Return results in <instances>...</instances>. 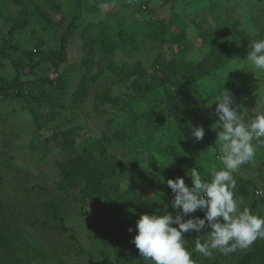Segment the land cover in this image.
I'll return each instance as SVG.
<instances>
[{"label":"rangeland","instance_id":"rangeland-1","mask_svg":"<svg viewBox=\"0 0 264 264\" xmlns=\"http://www.w3.org/2000/svg\"><path fill=\"white\" fill-rule=\"evenodd\" d=\"M23 6H30L25 10L27 21L16 26L13 19ZM75 14L80 20L61 66L70 67L61 86L35 85L29 82L34 75L26 74L21 86L0 93V229L8 234H0V264H96L100 257L93 232L97 213L105 205L103 194L119 199L122 211L133 210L138 217L165 211L175 215L166 181L179 177L175 162L194 142L191 127L202 126L205 131L196 144L194 167L205 178V165L222 167L213 129L216 105L209 102L224 86L250 116L264 112V73L239 68L226 74L229 67L246 63L243 59L252 42L264 39V0H0V38L5 40L0 49L6 53L0 55L1 74L15 75L9 61L16 55L13 46L22 50L21 59L26 54L34 60L51 55L59 44L58 33ZM101 24L109 26L113 62L86 66L84 39ZM180 37L187 44L182 49L186 78L175 69L180 65L174 42ZM212 46L221 57L229 52L227 65L215 59L214 66L202 69L204 75L196 79L191 69ZM49 64L40 63L37 74ZM152 70H161L168 81L142 90L135 77ZM167 90L196 123L170 113ZM103 160L108 167L101 166L107 174L106 188L90 206L81 208L74 199L79 179L89 164L101 165ZM79 161L83 166L73 171ZM234 178V194L242 198V207L264 216V146L257 147L254 159L243 164ZM184 181L191 186L189 175ZM52 205L81 248L55 227ZM189 216L203 218L204 213L198 210ZM209 230L186 233L184 239L195 244ZM130 235L125 245L133 251L127 243ZM250 247L222 255L216 251L211 257L196 253L194 262L237 264L239 254Z\"/></svg>","mask_w":264,"mask_h":264},{"label":"clouds","instance_id":"clouds-1","mask_svg":"<svg viewBox=\"0 0 264 264\" xmlns=\"http://www.w3.org/2000/svg\"><path fill=\"white\" fill-rule=\"evenodd\" d=\"M243 60L245 64L229 67L226 74L239 68L264 73V39L252 42ZM224 81L225 78L223 85ZM213 102L217 117L213 128L217 130L215 145L222 167L205 165L207 178L197 167L191 168L186 173L191 177V186L186 185L182 177L167 179L173 193L171 207L177 213H144L135 224L131 242L147 264H195L184 234L200 233L206 227L210 228L207 235L196 239L194 246V251L202 257H211L216 251L234 253L249 248L257 239H264V216L242 207V198L234 194V173L254 159L258 146H264V112L250 116L236 105L231 92L224 86L209 106ZM204 135L202 126L191 127L194 141L202 140ZM198 210L203 211V218L189 216ZM128 230L133 231L132 228Z\"/></svg>","mask_w":264,"mask_h":264},{"label":"trees","instance_id":"trees-1","mask_svg":"<svg viewBox=\"0 0 264 264\" xmlns=\"http://www.w3.org/2000/svg\"><path fill=\"white\" fill-rule=\"evenodd\" d=\"M29 8L30 6H28V8L26 6H23L21 8L18 16L13 19L14 25L21 26L23 23H25V21H27V14L25 10ZM79 17V14L73 15L68 25L58 33L59 44L58 47L54 49L51 55H44L34 60L29 54H26V56H23V59H21L23 54L22 50L16 46H13L16 55L15 57H10L9 61L15 70V75L12 78H8L0 72V93L5 92L9 87L21 86L24 82L22 76L26 74L34 75V78L29 82H32L35 85L41 84L55 87L61 86L63 81H65L67 74L69 73L68 71L70 70V67L68 68V66L64 67L63 69H61V66L67 60L68 42L72 32L77 28V24L80 20ZM162 27L164 26L162 25ZM181 27V29L183 30L184 27ZM170 28H172V30L174 29V27L172 26H170ZM179 28L177 27L178 32L180 33L182 32V30ZM165 30L167 31V29ZM109 36V26L106 24H101L98 27L97 32H94L90 37L84 39L83 47L87 50L85 51V55L83 56V64H86L87 66L90 62H94L95 64L104 63L105 65H111V62H113L115 48L112 46ZM181 37H183V35ZM181 37L179 38L181 42H174L177 44V48L173 52L175 53V55L179 56L178 58L180 66L175 67V69L178 74H181V77H185L187 64L186 61H184L185 54L182 49L186 48L187 44L183 39H181ZM204 39V34H202V40ZM1 40L5 42L3 37L0 38V42ZM8 47L10 46L8 45ZM5 54V50L0 49V55ZM95 54H98L99 56L94 61L92 57H95ZM229 55V52L226 51L224 52L222 58L219 53L215 52V49L212 46L210 49H208V52H206L204 58L194 64L191 69L192 74L195 75L196 79H199V77L204 75L202 74V69H204L205 67L214 66L213 61L215 59H219L221 63L227 65L228 57H230ZM5 57L8 58V54ZM46 61H49L50 64L44 69L43 74L38 75V66L40 65V63ZM107 61L108 63H106ZM25 64L28 67L27 71H24ZM49 73H53L54 77H51ZM165 76L166 75L161 70H154L153 72H143L142 74L137 75L135 79H139L138 83L141 89L145 90L144 88L150 89L154 87L153 85H157L160 83L163 85L166 81H168ZM86 79L87 78L84 74L83 81ZM82 92H84V90ZM167 92L168 100L166 102V105L170 110V113L177 117L190 118L194 123H196L195 118L187 114L183 110V108L177 104L173 93L170 90H167ZM196 144L197 141L191 143L186 150L187 153H183V155L179 156L177 161L175 162V170L178 176L182 177L183 179H186L187 171L190 172L191 168L194 167V151L196 148ZM173 147L176 149V152L179 150L178 147ZM102 165H104L106 169L108 168L107 163L104 160L101 165L96 162H94V165L89 164L88 169L79 179L78 190L74 194V199L81 206V208H85L88 205L90 206L91 199L96 194L100 193V189H102L103 186L104 188H106V185L103 184V182L107 174L101 170ZM82 166L83 163L79 161L74 166L73 171ZM103 200L105 202V205H103L100 211L97 213L95 220L97 228L94 229L93 232L94 244L98 248V255L100 257L96 261V264H147V262L142 260L138 249L131 242V239L128 238L127 241L129 242L127 243H131L133 251L130 250V245H125L126 235L130 233V236L133 237V231L130 232L128 229H135V224L138 219V213L136 214L133 210L122 211L121 205H123L124 203H121L119 199H116V201H114V199L109 198L108 195L105 196V194H103ZM57 211V206L52 205L51 214L53 218L56 219L55 227L67 232L69 238L74 241L78 248H81L79 240L74 234V231L66 226L64 218L62 216H58ZM0 234H2L3 237H8V234L6 232H3L1 229ZM9 239L14 243L16 241L15 238ZM120 241H124V243H121L120 246H118ZM194 246L195 244L191 242L190 244L188 242L186 244V247L191 253L193 260L197 255L194 251ZM80 251L83 252L82 249H80ZM253 262H261L264 264V239L252 244L250 249L241 252L237 260V264H251Z\"/></svg>","mask_w":264,"mask_h":264},{"label":"built area","instance_id":"built-area-1","mask_svg":"<svg viewBox=\"0 0 264 264\" xmlns=\"http://www.w3.org/2000/svg\"><path fill=\"white\" fill-rule=\"evenodd\" d=\"M260 191H261V190H259V189H258V190H256V192H257V193H259Z\"/></svg>","mask_w":264,"mask_h":264}]
</instances>
